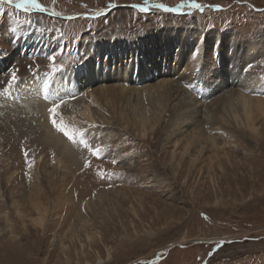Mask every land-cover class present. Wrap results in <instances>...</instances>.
<instances>
[{"label":"rangeland","instance_id":"rangeland-1","mask_svg":"<svg viewBox=\"0 0 264 264\" xmlns=\"http://www.w3.org/2000/svg\"><path fill=\"white\" fill-rule=\"evenodd\" d=\"M37 3H0V264H264V0Z\"/></svg>","mask_w":264,"mask_h":264},{"label":"bare ground","instance_id":"bare-ground-1","mask_svg":"<svg viewBox=\"0 0 264 264\" xmlns=\"http://www.w3.org/2000/svg\"><path fill=\"white\" fill-rule=\"evenodd\" d=\"M189 47V46H188ZM100 48V47H99ZM186 49V48H185ZM187 65V64H186ZM92 69H94L93 71H92V73H91V70ZM101 68L99 67V66H97V67H95L94 66V68H92V66H91V64H87V63H84L81 67H79V68H77V70H75L76 71V75H81V74H84L85 75V77H87L88 76V74L90 75V76H93V77H96L98 74H99V72H97L98 70H100ZM126 69V68H125ZM97 72V73H96ZM71 71H70V73H64L63 74V76L62 77H60V79L62 80V81H60V83H62L61 85L62 86H65V87H67V90L68 91H72V89L74 88V82H73V80L74 81H76L75 80V78L71 75ZM125 74V73H124ZM261 80V78H258V77H256L255 78V81H253V82H259ZM31 81V80H30ZM71 82V83H70ZM68 83V84H67ZM35 84H36V82H35ZM58 85V84H57ZM69 85L70 86H72L71 88H69ZM26 86V85H25ZM35 86V85H34ZM62 86H57L59 89H61L62 88ZM88 86V85H87ZM56 87V86H55ZM54 86H49V81L48 82H46L45 84H42L40 87H30L29 89L31 90V93L34 95V94H37V95H39V97H40V99H42L43 98V96H44V94H45V96L47 97H50V98H52L53 96L52 95H56V88H55ZM11 89V88H10ZM66 90V89H65ZM13 91H14V89H13ZM22 91V90H21ZM60 91V90H59ZM59 91H58V93H59ZM107 91V90H106ZM22 93V92H21ZM6 94V93H5ZM23 94H24V92H23ZM16 95V94H15ZM0 96H1V94H0ZM2 96L4 97L5 95H3L2 94ZM6 96H9V95H6ZM20 96V95H19ZM23 96V95H22ZM59 97V96H58ZM18 98V97H17ZM55 98V97H54ZM5 99V98H4ZM3 99V100H4ZM11 99V98H10ZM19 100V99H18ZM18 100H15L16 102L18 101ZM21 100V99H20ZM24 100V99H23ZM39 100V99H38ZM238 100H239V105H240V108H241V111H242V118H240V120H239V122H240V124H241V126H242V128H244V129H246V130H249L250 129V131L251 132H254L255 133V131H252L251 129H255V127L253 126V121H252V118H251V109H250V107H251V105L249 106V102H248V100H246V98L242 95V93H241V96H239L238 97ZM0 101H2V100H0ZM11 101H12V99H11ZM45 101V100H44ZM51 102V101H50ZM56 102V101H55ZM58 102V101H57ZM7 103V102H6ZM20 103V102H19ZM25 103V102H24ZM42 103H43V101H42ZM14 104V103H13ZM44 104V103H43ZM51 103H49V105H50ZM60 104V103H59ZM1 105V104H0ZM21 105H22V103H21ZM258 105H262V104H258ZM18 107V106H17ZM25 107V106H24ZM43 107V106H42ZM48 108V107H47ZM50 108V107H49ZM48 108V109H49ZM5 110L6 109H4L3 108V105H1L0 106V115H1V117H3V116H5ZM7 111V110H6ZM40 111V110H39ZM57 112H58V110H57ZM87 113H84L85 115H87L91 120H95L96 121V119L97 118H95V117H93L92 115H90V113L88 112V108H87V111H86ZM11 113V112H10ZM24 113V112H23ZM22 114V113H21ZM19 116V115H18ZM42 116V115H41ZM34 120V119H33ZM233 122L234 123H236L237 122V118L234 116L233 117ZM95 121H93V122H95ZM41 123V122H40ZM38 127V126H37ZM239 126H235V128H238ZM250 132V133H251ZM42 164V163H41ZM2 166V165H1ZM5 166V165H4ZM2 168V167H1ZM1 170V169H0ZM29 198V197H28ZM100 198H103V196H101ZM31 208L30 209H32L33 211H31V212H34V214H35V217L34 218H32V223H33V226L34 227H36L37 229H41V230H44V228H45V220H46V214H47V210H46V208H44L43 206H41L38 202H36V200L35 199H32L31 200ZM20 207V205L19 204H16L15 205V207H14V214H16V216H17V219H19L20 221H21V224H22V226H23V224H25L24 223V219H25V216L26 215H28L29 213H27L26 215H23V211L21 212V209L19 208ZM23 209V208H22ZM25 210L26 209H28L27 207H25L24 208ZM30 215V214H29ZM2 216V215H1ZM30 218V217H29ZM3 219L4 220H6V221H8V215H6V216H4L3 217ZM2 219V220H3ZM0 220H1V218H0ZM10 235H12V234H10ZM94 237V235L92 234L91 236L89 235V236H87V239L88 240H90V239H92ZM18 238H15V240H17ZM112 256L110 255V253H107V261L108 260H110V258H111ZM98 264H102V263H104L101 259H99L98 258ZM86 264H88V263H86Z\"/></svg>","mask_w":264,"mask_h":264},{"label":"snow or ice","instance_id":"snow-or-ice-1","mask_svg":"<svg viewBox=\"0 0 264 264\" xmlns=\"http://www.w3.org/2000/svg\"><path fill=\"white\" fill-rule=\"evenodd\" d=\"M14 2H15V7L17 9H22L25 12L29 11L32 8L40 9L41 11L44 10L41 7V5L39 3H37V0H0V3H7L9 5L13 4ZM189 6L192 8H196V9H199L202 7L200 4L195 3V2L191 3ZM158 7H163V5H158ZM181 7H183V5H181ZM165 10L166 11H172L171 9H165ZM50 59L54 61V57H50ZM12 78L15 79V75H13ZM59 106L60 105H55L49 109V112H50L51 117H52V123L54 126H57L55 116L57 114V109ZM61 130H63V129L61 128ZM91 151H92L93 156H96L97 158H99L100 152H101L100 148H96V149L91 150ZM25 156L27 159V153H25ZM29 167H31V163H29Z\"/></svg>","mask_w":264,"mask_h":264},{"label":"water","instance_id":"water-1","mask_svg":"<svg viewBox=\"0 0 264 264\" xmlns=\"http://www.w3.org/2000/svg\"><path fill=\"white\" fill-rule=\"evenodd\" d=\"M224 241H219V243H223Z\"/></svg>","mask_w":264,"mask_h":264}]
</instances>
